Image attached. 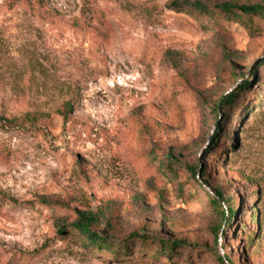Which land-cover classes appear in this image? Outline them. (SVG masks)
Masks as SVG:
<instances>
[{"label":"rangeland","instance_id":"rangeland-1","mask_svg":"<svg viewBox=\"0 0 264 264\" xmlns=\"http://www.w3.org/2000/svg\"><path fill=\"white\" fill-rule=\"evenodd\" d=\"M175 1L0 0V264H264V16L217 24ZM246 83L222 131L218 105ZM214 188L242 212L218 244ZM86 212L118 244L188 247L94 252L71 232Z\"/></svg>","mask_w":264,"mask_h":264},{"label":"trees","instance_id":"trees-1","mask_svg":"<svg viewBox=\"0 0 264 264\" xmlns=\"http://www.w3.org/2000/svg\"><path fill=\"white\" fill-rule=\"evenodd\" d=\"M170 7L176 11L196 16L197 18L206 17L209 20H213L217 24H219V21L224 18L228 21L242 22L243 24L252 27V21L257 16H264V6L244 5L233 1L224 2L218 5H211L203 0H177L173 2ZM252 87V83H246L240 91L227 95L219 103L217 115L222 120V124L224 126L222 127V131L226 129V126H229V124L233 122L236 107L238 106L244 93ZM72 109V103L67 102L63 105L59 112L61 115L68 116ZM25 119L35 122L38 120V116L28 114L25 116ZM14 122L15 121H10V123ZM223 143L224 138L221 136L217 149L221 148ZM202 165L193 166L190 169L199 183L202 185H211L209 175L206 171V164H204L203 167ZM214 191L216 192V198L213 199L212 203L220 214V220L213 226V232L215 233L218 244L222 236L229 235L231 230L238 226L242 212L239 209V206L234 205V200L228 197L221 188H214ZM98 221L99 216L97 214L93 212L82 213L80 215V220L77 221L73 228H71V232L79 231L81 235L91 242L90 248L94 252H102L106 254L113 253L117 258H130L132 254L127 253V251L136 245H141L143 249L146 247L150 249L155 248L157 253H155L154 256H158L159 259L164 256L173 260L175 257H183L179 250L188 247V243L182 240H172L143 234H135L132 239L127 241V243L118 244V242H114L113 239H108L93 231V227ZM219 261L221 264H236L229 255L219 257Z\"/></svg>","mask_w":264,"mask_h":264}]
</instances>
